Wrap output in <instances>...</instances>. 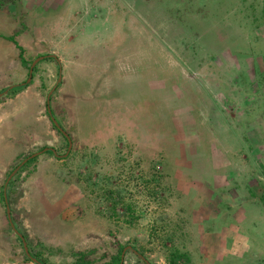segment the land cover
<instances>
[{
    "label": "rangeland",
    "instance_id": "1",
    "mask_svg": "<svg viewBox=\"0 0 264 264\" xmlns=\"http://www.w3.org/2000/svg\"><path fill=\"white\" fill-rule=\"evenodd\" d=\"M263 1L4 0L0 92L28 79L20 50L2 35L17 34L30 60H72L66 90L57 64L42 61L33 83L0 96L5 109L15 98L16 111L34 118L22 129L21 115L14 134L0 127V157L16 145L0 172V247L10 264L37 262L9 222L3 186L45 146L63 159L40 154L8 191L16 228L49 264L56 256L63 263L54 264H76L82 253L114 264L124 246L153 264H168L174 249L189 264H264ZM57 83L52 108L73 140L67 157L45 105ZM170 149L174 169L160 163ZM123 264L145 263L128 249Z\"/></svg>",
    "mask_w": 264,
    "mask_h": 264
},
{
    "label": "trees",
    "instance_id": "2",
    "mask_svg": "<svg viewBox=\"0 0 264 264\" xmlns=\"http://www.w3.org/2000/svg\"><path fill=\"white\" fill-rule=\"evenodd\" d=\"M13 2L15 1V0H12ZM30 1H32V0H30ZM4 2V0L3 1H1L0 0V5L2 4ZM35 6H37V7H40L39 6V4L38 3H36V5ZM254 7L252 6V9H253ZM198 9H200L201 11H203V8H198ZM261 13L264 15V1H263V6H262V10H261ZM254 15V17H255V13L253 14ZM254 23H252V24H250V25H253ZM242 28V27H241ZM248 29H250L249 27H248ZM248 31V30H247ZM18 33V32H17ZM16 35L17 34H14V35H2V37H4L5 39H7V40H10V41H12V42H14L15 43V45L17 46V48L20 50V59H21V64L24 66V67H26L27 69H28V78H29V72H30V66H31V64L33 63V59L32 60H30V59H28L27 57H26V55H25V48L22 46V45H20L19 44V41L16 39ZM250 36L251 37H253L255 40V42H256V40L257 39H259V38H261L262 37V34H260V33H258L256 30H253V31H251V33H250ZM258 44H260V42H258ZM249 48L250 49H254V48H256V46H255V44H251L250 46H249ZM38 70H39V66H38V64L36 65V67H35V70H34V74H33V79H32V81H34V78H35V75H36V73L38 72ZM28 80V79H27ZM31 81V82H32ZM30 82V83H31ZM30 83H28L27 81H25V82H22L21 84H16V85H14L13 86V88L11 89V90H9V93H7L8 94V96H13V95H15V94H17L18 92H20V91H22L24 88H26V87H28L29 85H30ZM33 83V82H32ZM9 87H7V88H4V89H2L1 90V92L0 93H2V92H4V91H6L7 89H8ZM46 106H47V114H48V116H49V119H50V122L52 123V128L54 129V130H56L62 137H64L65 138V142L67 143V145H69V140H68V138L63 134V132L61 131V129L55 124V122H54V120H53V118L56 116L55 114H56V112L54 111V109L50 106V103L49 102H46ZM50 106V108H51V113L48 111V107ZM56 119L58 120V122L61 124V126H62V123H61V120L60 119H58L57 117H56ZM63 127V126H62ZM64 128V127H63ZM69 133V132H68ZM70 134V133H69ZM70 136H71V134H70ZM131 138V137H130ZM136 138V137H135ZM131 139H133V138H131ZM110 143V142H109ZM96 145V144H95ZM46 148V146L45 147H43V149L42 150H44ZM153 148L155 149L156 147L155 146H153ZM153 148H151V149H153ZM157 148H158V146H157ZM161 148V147H160ZM165 149H168L169 150V148H166V147H164ZM41 150V151H42ZM57 150V153L60 151L59 149H56ZM170 151H171V149H170ZM48 153H51V154H54L52 151H48ZM32 155V154H31ZM31 155H29V156H31ZM171 157L169 156V154L168 155H166L167 156V162H165V160L164 161H160V163H162V164H164V165H167V167L169 168V169H171V168H173L174 169V166H173V164L172 163H174V160H172L173 159V157H176L175 156V153H172V151H171ZM28 156V157H29ZM59 159H63V157H61V156H57ZM27 158V157H26ZM38 158V156L37 157H35V158H32V159H30L22 168H21V171H23L25 168H26V166H28L29 164H31V163H33L36 159ZM198 159H196V160H194V161H196V162H192L191 161V163H192V169H193V167H194V164L196 163H198V161H197ZM18 166V165H17ZM16 166V167H17ZM155 166V165H154ZM153 166V167H154ZM194 170V169H193ZM11 174V173H10ZM9 174V175H10ZM196 176H198L197 174H196ZM156 177H157V175H156ZM154 178H155V176H154ZM80 179H81V177H80ZM200 179V178H199ZM156 179H147V182H145V186L149 189V182H151V181H154V185H155V187H157V185H158V181H155ZM3 188H4V186H3ZM9 193H10V191H8V196H9ZM155 193H157V191L156 190H150V194L151 195H155ZM2 200L3 201H5V196H4V190L2 191ZM26 237V236H25ZM19 239H21L20 237H19ZM124 248H125V246L124 247H122L121 248V251H120V253L119 254H117V255H115V256H113V262H114V264H120L121 263V260H122V252H123V250H124ZM170 249H173V248H170ZM31 254L35 257V258H37L38 259V262H37V264H49L48 263V261L44 258V256H43V254L40 252V253H32V251H31ZM27 255V254H26ZM86 254L85 253H82L81 254V256H80V259L79 260H77V262H76V264H91L92 263V261H89V260H83L82 258L85 256ZM27 257L30 259V260H32V258L31 257H29L28 255H27ZM82 257V258H81ZM180 260H182V261H185V262H183V263H181V261ZM189 262H190V258L188 257V254H186V253H181V252H179V249L177 250V249H174V250H172L171 251V253L169 254V256H168V264H189Z\"/></svg>",
    "mask_w": 264,
    "mask_h": 264
},
{
    "label": "crops",
    "instance_id": "3",
    "mask_svg": "<svg viewBox=\"0 0 264 264\" xmlns=\"http://www.w3.org/2000/svg\"><path fill=\"white\" fill-rule=\"evenodd\" d=\"M71 25V24H70ZM70 25H68L67 24V29H69L70 28ZM111 33V35H107V37L108 38H110V37H114V38H116L117 37V34H118V32H115V34H114V32H110ZM113 34V35H112ZM56 44V43H55ZM55 50V49H54ZM60 53H61V51H60ZM53 56H55L56 55V57L58 58V61L60 62V61H62V66H63V69H62V78H63V84H62V87H61V89H64V90H66V84H67V76H68V73H66V75L64 74V72H65V70H67L71 65H72V60H71V58L70 57H64L62 54H57V53H55V54H52ZM68 60H69V64H68ZM45 61H48V62H50V63H56L57 64V66H58V61H55V60H53V59H50V60H45ZM45 61H43L44 63H45ZM40 72H39V70H38V72L36 73V75H35V78L34 79H36V77H37V75L39 74ZM56 73H57V71H56ZM61 89H60V91H61ZM26 91V90H25ZM67 92V91H66ZM28 94V93H27ZM67 95L68 94H66V95H64L63 96V99H64V101H65V103L66 104H68V102H67ZM55 96H56V93H55ZM19 97V96H18ZM57 97V96H56ZM62 97V96H61ZM15 99V98H14ZM13 98L12 99H10V101L8 102V105H9V109L7 110V109H5L4 107H5V103H0V127H8V126H10V129H9V131H11V133L12 134H14V131H15V124H17L18 122H19V120H20V118H21V115H23L24 113L26 114V119H23V121L22 122H20V124L18 123V125H17V127L19 128V125H21L22 124V129H24L23 127H25V125L27 124V126L30 124V122L34 119L33 117H32V113H30V112H25L24 111V109L25 108H23V107H20L17 111H16V107H19L18 105H20V104H16V102H15V100H14ZM17 100V99H16ZM54 101V99L52 100V102ZM47 102V101H46ZM15 104V105H14ZM72 104V103H71ZM12 105H14L12 108H13V110L12 109H10L11 108V106ZM46 105V104H45ZM51 106V105H50ZM53 106V105H52ZM22 109H23V111H22ZM14 110H15V113H14ZM54 110H55V108H54ZM17 113V114H16ZM34 117H35V115H34ZM20 129H21V127H20ZM8 133V131L6 132V134ZM3 135V136H2ZM2 138L3 139H5V138H8V135H5V134H3L2 133ZM11 146H12V151H11V153H4V154H2V155H5L4 157H0V172H3V171H6V169H7V167L9 166V164L14 160V153H15V142H13L12 144H11ZM1 174H0V179H1ZM1 195V194H0ZM3 218L0 216V225H2V226H0V231H2V227H3ZM4 229V228H3ZM2 248L0 247V262H2V263H0V264H10L12 261H13V258L12 259H10L11 258V255H9V256H7V254L4 252V251H2L1 250ZM4 253V254H3ZM53 262L54 263H63V258L62 257H59V256H56L55 257V259H53ZM53 263V264H54ZM66 263V262H65Z\"/></svg>",
    "mask_w": 264,
    "mask_h": 264
},
{
    "label": "water",
    "instance_id": "4",
    "mask_svg": "<svg viewBox=\"0 0 264 264\" xmlns=\"http://www.w3.org/2000/svg\"><path fill=\"white\" fill-rule=\"evenodd\" d=\"M53 56V55H52ZM55 57V56H54ZM45 58V56H40L38 58H36L33 63L31 64L30 66V72H29V78L27 80L28 83H30L33 79V74H34V70H35V67L36 65ZM61 79V77H60ZM11 89L13 88V86L10 87ZM55 90V88L50 92L49 94V97H48V102L50 100V96L51 94L53 93V91ZM9 92V90H6L2 93H0V96H3L4 94H7ZM48 111L51 113V108L50 106L48 107ZM55 124L61 129V131L63 132V134L68 138L69 140V148H68V151L66 152L65 155H63L64 157H67L72 149V146H73V140L70 136V134L61 126V124L58 122V120L54 117L53 118ZM48 151H52L53 153L56 154V156H62V155H59L57 153V150L56 148L54 147H46L44 150L42 151H39V152H36L34 154H32L31 156L25 158L12 172L11 174L8 176L7 180H6V183H5V186H4V196H5V201H6V205H7V217L10 221V224L11 226L13 227V229L15 230V232L17 233V235L22 239L23 241V246H24V249H25V252L26 254L32 258V260L34 262H38V259L35 258L32 254H31V251H30V248H29V245H28V242L27 240L25 239L24 235L16 228L15 226V223L13 222V218H12V210H11V207H10V204H9V196H8V187H9V183L12 181V179L14 178V176L21 170V168L32 158H35L37 156H39L40 154L44 153V152H48ZM128 249H131L133 250L144 262L145 264H152V262L146 258V256H144L143 254H141L140 252H138L136 249H134L132 246H128L124 249L123 251V254H122V260H121V263L120 264H123L124 263V258H125V255H126V252Z\"/></svg>",
    "mask_w": 264,
    "mask_h": 264
},
{
    "label": "flooded vegetation",
    "instance_id": "5",
    "mask_svg": "<svg viewBox=\"0 0 264 264\" xmlns=\"http://www.w3.org/2000/svg\"><path fill=\"white\" fill-rule=\"evenodd\" d=\"M41 56H45V58L43 59V60H41L40 62H42V61H45V60H50V59H53V60H55V61H58V58L55 56H52V54H45V55H41ZM40 57V56H39ZM39 62V63H40ZM59 62V61H58ZM62 69H63V66H62V64L61 63H58V66H57V72L59 73V78H58V83L59 82H61L62 81ZM60 77H61V79H60ZM27 81V80H26ZM58 83L56 84V86L54 87L55 88V90L59 87L58 86ZM14 86V85H13ZM11 87V86H10ZM8 88L7 90H11V88ZM53 88V89H54ZM52 89V90H53ZM51 90V91H52ZM54 90V91H55ZM50 91V92H51ZM54 91H53V93H54ZM53 93L51 94V96H50V100H49V103H50V105H51V107H52V99H53ZM50 94V93H49ZM48 97H49V95H48ZM47 102H48V98H47ZM60 155V154H59ZM131 250V249H130Z\"/></svg>",
    "mask_w": 264,
    "mask_h": 264
},
{
    "label": "clouds",
    "instance_id": "6",
    "mask_svg": "<svg viewBox=\"0 0 264 264\" xmlns=\"http://www.w3.org/2000/svg\"><path fill=\"white\" fill-rule=\"evenodd\" d=\"M10 222V221H9ZM24 247V246H23ZM135 249V248H134ZM144 262V261H143ZM145 263V262H144ZM153 264V263H152Z\"/></svg>",
    "mask_w": 264,
    "mask_h": 264
}]
</instances>
